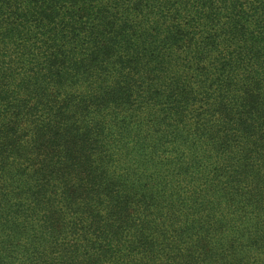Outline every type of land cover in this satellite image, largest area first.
Masks as SVG:
<instances>
[{
	"label": "trees",
	"instance_id": "obj_1",
	"mask_svg": "<svg viewBox=\"0 0 264 264\" xmlns=\"http://www.w3.org/2000/svg\"><path fill=\"white\" fill-rule=\"evenodd\" d=\"M0 264H264V0H0Z\"/></svg>",
	"mask_w": 264,
	"mask_h": 264
}]
</instances>
